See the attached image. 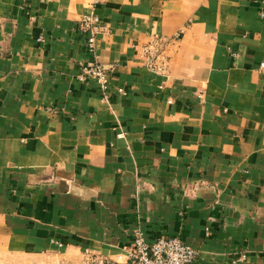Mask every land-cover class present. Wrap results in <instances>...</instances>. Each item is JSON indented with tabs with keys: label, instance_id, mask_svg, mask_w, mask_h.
<instances>
[{
	"label": "crops",
	"instance_id": "0c3cea01",
	"mask_svg": "<svg viewBox=\"0 0 264 264\" xmlns=\"http://www.w3.org/2000/svg\"><path fill=\"white\" fill-rule=\"evenodd\" d=\"M261 62L264 0H0V264L125 263L137 231L264 264Z\"/></svg>",
	"mask_w": 264,
	"mask_h": 264
},
{
	"label": "built area",
	"instance_id": "2783aa9c",
	"mask_svg": "<svg viewBox=\"0 0 264 264\" xmlns=\"http://www.w3.org/2000/svg\"><path fill=\"white\" fill-rule=\"evenodd\" d=\"M80 31L85 35V46L89 54L94 53L96 37L99 34L108 33V27L93 12L84 13L78 21ZM166 41L154 35L150 42L138 47L146 61V67L154 73L162 74L165 67L164 50ZM259 71L264 74V62L259 64ZM108 72L109 68L98 63L91 62L83 65L76 79L79 82L87 80L95 81L101 94V100L108 97ZM121 94L122 89L118 90ZM54 113V110H49ZM121 136V134H119ZM197 258V251L182 242L177 237L160 236L148 242L141 232H135L128 251V260L120 264H193ZM244 259V256H241ZM98 264H107L104 260H98Z\"/></svg>",
	"mask_w": 264,
	"mask_h": 264
}]
</instances>
